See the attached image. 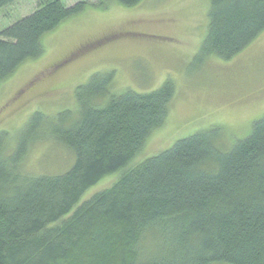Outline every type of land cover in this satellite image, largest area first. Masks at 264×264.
I'll list each match as a JSON object with an SVG mask.
<instances>
[{"label":"trees","instance_id":"16d2710c","mask_svg":"<svg viewBox=\"0 0 264 264\" xmlns=\"http://www.w3.org/2000/svg\"><path fill=\"white\" fill-rule=\"evenodd\" d=\"M16 1L0 0V10ZM61 1L41 2L0 33V83L41 56L42 38L86 6ZM263 32L264 0H209L196 60L230 61ZM113 76L77 87L74 111L35 113L15 137L0 134V264H264V118L229 149L212 129L128 170L164 123L174 87L118 95ZM43 142L71 157L65 171H24ZM119 171L110 188L79 204Z\"/></svg>","mask_w":264,"mask_h":264},{"label":"rangeland","instance_id":"374dc122","mask_svg":"<svg viewBox=\"0 0 264 264\" xmlns=\"http://www.w3.org/2000/svg\"><path fill=\"white\" fill-rule=\"evenodd\" d=\"M43 1L18 0L1 9L0 33ZM61 2L67 8L86 6L42 38L41 56L0 83V134L15 137L35 113L54 117L74 111L76 88L103 73H113L112 92L118 95L149 94L167 81L174 87L164 123L128 170L212 129L222 131L229 149L264 118V32L230 61L196 60L207 34L209 0H142L131 8L112 0ZM46 142L33 146L25 172L38 176L68 168L71 157ZM121 173L100 180L79 204L110 188Z\"/></svg>","mask_w":264,"mask_h":264}]
</instances>
